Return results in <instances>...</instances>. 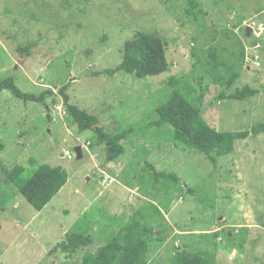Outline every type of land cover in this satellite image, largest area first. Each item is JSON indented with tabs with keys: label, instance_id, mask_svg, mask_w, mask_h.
I'll list each match as a JSON object with an SVG mask.
<instances>
[{
	"label": "rangeland",
	"instance_id": "374dc122",
	"mask_svg": "<svg viewBox=\"0 0 264 264\" xmlns=\"http://www.w3.org/2000/svg\"><path fill=\"white\" fill-rule=\"evenodd\" d=\"M139 31L167 42L166 73L117 70ZM0 78L36 96L53 92L43 103L0 92L2 166L35 158L68 174L41 211L0 182V264H82L133 219L151 230L148 264H173L181 251L209 264H264V134L236 141L213 164L155 125L176 89L219 132L264 122V0H0ZM67 83L70 103L109 135L136 129L116 160L94 132L69 123L59 93ZM245 86L258 93L229 97ZM71 232L91 244L64 254L58 246Z\"/></svg>",
	"mask_w": 264,
	"mask_h": 264
},
{
	"label": "trees",
	"instance_id": "16d2710c",
	"mask_svg": "<svg viewBox=\"0 0 264 264\" xmlns=\"http://www.w3.org/2000/svg\"><path fill=\"white\" fill-rule=\"evenodd\" d=\"M124 51V58L118 66V71L131 73L139 79H144L160 76L169 69L167 42L154 34L137 32L134 39L125 44ZM69 87L70 84L67 83L59 91L68 113L69 123L75 125L81 133L94 132L98 143L105 142L108 146L107 161L116 160L125 151L122 142L127 141L136 129L132 127L116 135H109L100 125L98 116L89 114L70 103V97L67 94ZM5 90L25 103H43L47 95L53 94L52 90H47L39 96L26 93L15 84L12 78H0V92ZM257 93V90L245 86L237 89L229 97L235 100H245ZM55 103L54 101L53 104ZM156 111L158 115L155 121L156 126L171 127L176 144L204 154L213 164L216 163L215 155L223 157L232 154L236 141L264 134V122L243 132L217 131L207 123L202 111L178 89L173 91L169 100L158 106ZM3 150L4 145L0 143V153ZM29 165L30 167L15 165L7 170L0 160V170L4 175L0 182L12 185L34 209L41 211L66 185L68 174L62 167L39 164L35 158L29 159ZM152 170L157 177H170L153 167ZM150 233L151 230L139 219L122 223L119 235L95 253L84 254L82 264H148ZM90 244L91 240L88 236L79 232H71L58 248L64 254L74 255L79 249ZM173 264H209V261L203 253L181 251L176 255Z\"/></svg>",
	"mask_w": 264,
	"mask_h": 264
},
{
	"label": "water",
	"instance_id": "95a60500",
	"mask_svg": "<svg viewBox=\"0 0 264 264\" xmlns=\"http://www.w3.org/2000/svg\"><path fill=\"white\" fill-rule=\"evenodd\" d=\"M250 32H251V28H248V35H250ZM46 109L48 110V107H46ZM48 118H50V115L48 116ZM75 152H76L78 158H82L83 157L82 147H81V145H79V141L78 140H76Z\"/></svg>",
	"mask_w": 264,
	"mask_h": 264
},
{
	"label": "built area",
	"instance_id": "2783aa9c",
	"mask_svg": "<svg viewBox=\"0 0 264 264\" xmlns=\"http://www.w3.org/2000/svg\"><path fill=\"white\" fill-rule=\"evenodd\" d=\"M256 66L259 67L260 66V63H257Z\"/></svg>",
	"mask_w": 264,
	"mask_h": 264
}]
</instances>
